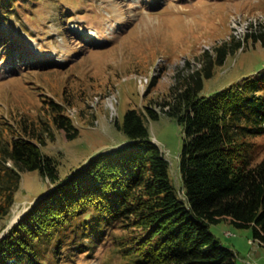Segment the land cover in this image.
<instances>
[{"label": "trees", "instance_id": "trees-1", "mask_svg": "<svg viewBox=\"0 0 264 264\" xmlns=\"http://www.w3.org/2000/svg\"><path fill=\"white\" fill-rule=\"evenodd\" d=\"M17 2L0 0V22L17 14ZM250 41L264 47V22L204 50L195 65L187 62L166 96L129 109L116 122L127 147L94 157L64 180L58 161L42 149L56 130L68 140L80 134L65 102L42 98L46 120L39 124L22 120L16 128L5 122L0 264H68L99 241L112 250L115 263L109 264H238L236 252L212 231L221 223L251 231L264 245V159L256 142L264 134V69L213 96L202 95L205 81ZM163 115L183 133L179 178L149 128ZM33 171L52 187L1 238L22 175Z\"/></svg>", "mask_w": 264, "mask_h": 264}, {"label": "rangeland", "instance_id": "rangeland-1", "mask_svg": "<svg viewBox=\"0 0 264 264\" xmlns=\"http://www.w3.org/2000/svg\"><path fill=\"white\" fill-rule=\"evenodd\" d=\"M35 1L20 0L14 4L17 14L0 22V136H8L5 122L18 128L22 120H46L45 96L65 102L80 134L68 140L56 130L42 149L58 161L61 180L94 157L127 147L116 122L122 123L129 109H143L166 96L187 62L195 65L204 50L244 37L252 24L264 21V0ZM263 69L264 47L247 42L205 81L202 95L213 96ZM149 128L179 178L181 127L163 115ZM256 142L262 149L259 160L264 159V134ZM51 187L39 171L23 173L17 203L2 223L4 233ZM211 228L223 242L231 229L237 237L232 243L248 245L247 230L226 223ZM82 251L68 264L115 263L108 243Z\"/></svg>", "mask_w": 264, "mask_h": 264}, {"label": "crops", "instance_id": "crops-1", "mask_svg": "<svg viewBox=\"0 0 264 264\" xmlns=\"http://www.w3.org/2000/svg\"><path fill=\"white\" fill-rule=\"evenodd\" d=\"M228 231L232 234L230 237L226 235V232ZM228 231L225 230L224 235L226 236V241L224 242L236 252V260L238 264H264V246L250 243L254 241L251 231L247 230L248 237L246 243H248V245H246L247 247L243 248L239 243H232L237 237L233 233V230L228 229Z\"/></svg>", "mask_w": 264, "mask_h": 264}, {"label": "bare ground", "instance_id": "bare-ground-1", "mask_svg": "<svg viewBox=\"0 0 264 264\" xmlns=\"http://www.w3.org/2000/svg\"><path fill=\"white\" fill-rule=\"evenodd\" d=\"M17 220V218L14 220V222Z\"/></svg>", "mask_w": 264, "mask_h": 264}]
</instances>
